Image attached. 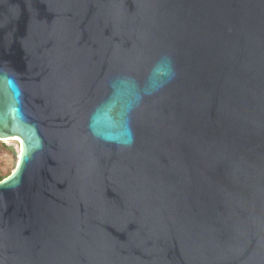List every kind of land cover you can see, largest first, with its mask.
Wrapping results in <instances>:
<instances>
[{
  "label": "water",
  "instance_id": "obj_1",
  "mask_svg": "<svg viewBox=\"0 0 264 264\" xmlns=\"http://www.w3.org/2000/svg\"><path fill=\"white\" fill-rule=\"evenodd\" d=\"M0 264H264V0H0Z\"/></svg>",
  "mask_w": 264,
  "mask_h": 264
},
{
  "label": "rangeland",
  "instance_id": "obj_2",
  "mask_svg": "<svg viewBox=\"0 0 264 264\" xmlns=\"http://www.w3.org/2000/svg\"><path fill=\"white\" fill-rule=\"evenodd\" d=\"M17 138L4 139V143L0 142V174L7 176L15 168L18 155L19 144ZM1 141V139H0Z\"/></svg>",
  "mask_w": 264,
  "mask_h": 264
},
{
  "label": "trees",
  "instance_id": "obj_3",
  "mask_svg": "<svg viewBox=\"0 0 264 264\" xmlns=\"http://www.w3.org/2000/svg\"><path fill=\"white\" fill-rule=\"evenodd\" d=\"M0 142H1V143H4V141H2V140H1ZM3 177H5V176L0 174V180H1Z\"/></svg>",
  "mask_w": 264,
  "mask_h": 264
}]
</instances>
